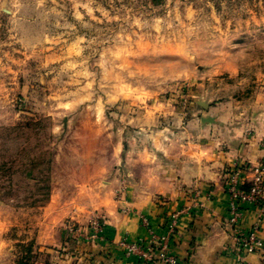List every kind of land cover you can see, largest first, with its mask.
<instances>
[{
    "label": "rangeland",
    "instance_id": "1",
    "mask_svg": "<svg viewBox=\"0 0 264 264\" xmlns=\"http://www.w3.org/2000/svg\"><path fill=\"white\" fill-rule=\"evenodd\" d=\"M206 129L263 152L242 191L264 177V0H0V264H52L37 236L80 228L53 200Z\"/></svg>",
    "mask_w": 264,
    "mask_h": 264
},
{
    "label": "crops",
    "instance_id": "2",
    "mask_svg": "<svg viewBox=\"0 0 264 264\" xmlns=\"http://www.w3.org/2000/svg\"><path fill=\"white\" fill-rule=\"evenodd\" d=\"M212 132L206 129L200 143L153 138L151 151L147 146L117 159L109 181L96 173L85 178L84 184L90 186L84 205L53 200L49 205L56 213L53 225L70 216L80 228L71 234L60 230L50 239L43 233L37 236L38 244L62 250H52L56 258L52 264H139V255L128 254L122 242L152 246L165 235L173 215L176 230L168 252L181 264H264V247L245 252L237 244L240 233L253 229L264 242V203L237 199L233 222L227 186L230 172L244 182L247 175L240 167L257 162L263 152L237 135L225 139ZM93 214L101 224L98 233ZM153 257V264H165L157 254Z\"/></svg>",
    "mask_w": 264,
    "mask_h": 264
},
{
    "label": "built area",
    "instance_id": "3",
    "mask_svg": "<svg viewBox=\"0 0 264 264\" xmlns=\"http://www.w3.org/2000/svg\"><path fill=\"white\" fill-rule=\"evenodd\" d=\"M238 174L233 173V179L228 182V190L231 193L233 199L232 213L233 216L231 221L235 222L238 214V207L236 206V200L239 198L246 199L256 204L264 203V177L263 172L258 168L254 176V181L251 184L248 191H242ZM176 216L173 215L170 222L167 225L166 233L163 236L158 237L154 240L152 246H145L138 243H127L122 242L126 248L128 254L136 253L140 257L139 264H153V255L157 254V258L165 264H181L178 258L168 252L171 238L176 230ZM95 231L98 233L101 231V224L99 221L93 223ZM237 244L240 250L245 252H255L261 250L264 247V242L257 236L256 229L249 231L248 233H240L237 238Z\"/></svg>",
    "mask_w": 264,
    "mask_h": 264
},
{
    "label": "trees",
    "instance_id": "4",
    "mask_svg": "<svg viewBox=\"0 0 264 264\" xmlns=\"http://www.w3.org/2000/svg\"><path fill=\"white\" fill-rule=\"evenodd\" d=\"M249 187H250V186L247 184V185H245L244 188H245V189H249Z\"/></svg>",
    "mask_w": 264,
    "mask_h": 264
}]
</instances>
